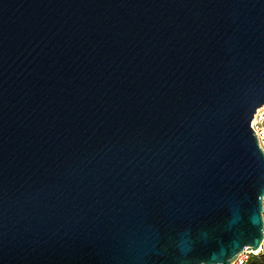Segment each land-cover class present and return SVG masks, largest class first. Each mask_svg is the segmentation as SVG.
<instances>
[{
    "label": "water",
    "instance_id": "obj_1",
    "mask_svg": "<svg viewBox=\"0 0 264 264\" xmlns=\"http://www.w3.org/2000/svg\"><path fill=\"white\" fill-rule=\"evenodd\" d=\"M264 0H0V264H229L263 239Z\"/></svg>",
    "mask_w": 264,
    "mask_h": 264
},
{
    "label": "built area",
    "instance_id": "obj_2",
    "mask_svg": "<svg viewBox=\"0 0 264 264\" xmlns=\"http://www.w3.org/2000/svg\"><path fill=\"white\" fill-rule=\"evenodd\" d=\"M250 127L253 135L256 136L258 147L264 153V105L258 107L253 114ZM262 217L264 221V198L262 199ZM264 234V227H263ZM229 264H264V236L260 246L253 249L247 246L243 248L236 256L230 261Z\"/></svg>",
    "mask_w": 264,
    "mask_h": 264
}]
</instances>
